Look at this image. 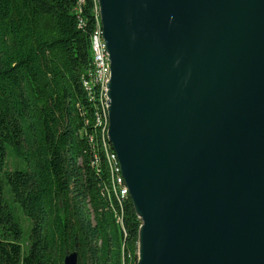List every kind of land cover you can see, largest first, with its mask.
I'll return each instance as SVG.
<instances>
[{"label": "water", "instance_id": "obj_1", "mask_svg": "<svg viewBox=\"0 0 264 264\" xmlns=\"http://www.w3.org/2000/svg\"><path fill=\"white\" fill-rule=\"evenodd\" d=\"M96 1L136 264H264V0Z\"/></svg>", "mask_w": 264, "mask_h": 264}, {"label": "trees", "instance_id": "obj_2", "mask_svg": "<svg viewBox=\"0 0 264 264\" xmlns=\"http://www.w3.org/2000/svg\"><path fill=\"white\" fill-rule=\"evenodd\" d=\"M98 25L96 0H0V264L137 263L93 78Z\"/></svg>", "mask_w": 264, "mask_h": 264}, {"label": "bare ground", "instance_id": "obj_3", "mask_svg": "<svg viewBox=\"0 0 264 264\" xmlns=\"http://www.w3.org/2000/svg\"><path fill=\"white\" fill-rule=\"evenodd\" d=\"M99 49H102V52H105V56L108 57L106 46L102 39L100 23L91 37V52H92L93 66H94V73H93L94 77L93 78H94L95 84L100 87L102 104H103V109H104V114H103L104 126L106 127L105 137L107 138V128H108L107 108L108 106H107V97L105 95V82L102 81V77H100L99 74H97V70H96L97 58H99ZM84 87L87 90H89V88L86 85H84ZM108 159L111 165V174L113 177L114 190L118 193V196L120 198H124L126 197V195H128V192H127V188L124 185L122 176L120 174V168H119L116 155L114 154V152L108 156Z\"/></svg>", "mask_w": 264, "mask_h": 264}, {"label": "built area", "instance_id": "obj_4", "mask_svg": "<svg viewBox=\"0 0 264 264\" xmlns=\"http://www.w3.org/2000/svg\"><path fill=\"white\" fill-rule=\"evenodd\" d=\"M97 74L102 77V81L105 82V95L107 92L106 85L110 79V63L108 57L105 56V52L99 49V58H97L96 66Z\"/></svg>", "mask_w": 264, "mask_h": 264}]
</instances>
